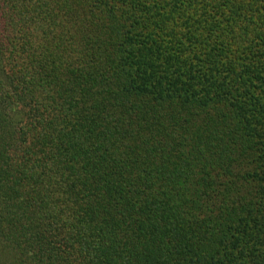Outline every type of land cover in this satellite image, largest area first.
Segmentation results:
<instances>
[{"label": "trees", "instance_id": "trees-1", "mask_svg": "<svg viewBox=\"0 0 264 264\" xmlns=\"http://www.w3.org/2000/svg\"><path fill=\"white\" fill-rule=\"evenodd\" d=\"M0 264H264V0H0Z\"/></svg>", "mask_w": 264, "mask_h": 264}]
</instances>
